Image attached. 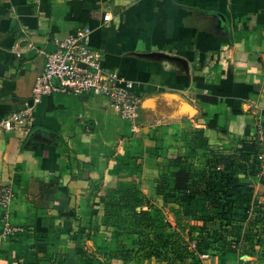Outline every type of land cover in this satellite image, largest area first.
I'll use <instances>...</instances> for the list:
<instances>
[{
    "label": "crops",
    "instance_id": "0c3cea01",
    "mask_svg": "<svg viewBox=\"0 0 264 264\" xmlns=\"http://www.w3.org/2000/svg\"><path fill=\"white\" fill-rule=\"evenodd\" d=\"M77 33L130 85L138 117L54 94L0 133V264H68L103 225L106 193H173L196 151L226 154L261 132L264 0H0V120Z\"/></svg>",
    "mask_w": 264,
    "mask_h": 264
},
{
    "label": "rangeland",
    "instance_id": "374dc122",
    "mask_svg": "<svg viewBox=\"0 0 264 264\" xmlns=\"http://www.w3.org/2000/svg\"><path fill=\"white\" fill-rule=\"evenodd\" d=\"M263 116L251 145L220 155L201 148L179 169L197 183L190 199L135 187L106 193L104 223L78 264H264Z\"/></svg>",
    "mask_w": 264,
    "mask_h": 264
},
{
    "label": "built area",
    "instance_id": "2783aa9c",
    "mask_svg": "<svg viewBox=\"0 0 264 264\" xmlns=\"http://www.w3.org/2000/svg\"><path fill=\"white\" fill-rule=\"evenodd\" d=\"M109 15H104L108 20ZM87 33H77L58 43L46 55L43 70L36 76L28 103L20 112L0 120V133L12 131L14 125L30 118L32 109L41 100L54 94H72L105 98L120 119L133 123L138 117L140 100L130 85H120L118 75L104 69L96 53L89 47Z\"/></svg>",
    "mask_w": 264,
    "mask_h": 264
},
{
    "label": "trees",
    "instance_id": "16d2710c",
    "mask_svg": "<svg viewBox=\"0 0 264 264\" xmlns=\"http://www.w3.org/2000/svg\"><path fill=\"white\" fill-rule=\"evenodd\" d=\"M251 144L252 142H248V143L242 144V146L251 145ZM223 175H224L223 173L218 172L216 173L215 176H217L216 179H219V178H222ZM196 184H197L196 181H192L189 174L184 170H179L174 175V190L176 192L186 194L184 195L185 198L190 199L192 197V195H189L190 194L189 192H192V190L195 187H190V186H195ZM238 189H239L238 187H234L233 196H237ZM233 196L232 197L230 196V197L233 198ZM258 209H262L264 211V204L263 205L259 204ZM81 258H82V252L79 250V252L77 251L76 253H74V255L71 256V259L68 262V264H78Z\"/></svg>",
    "mask_w": 264,
    "mask_h": 264
}]
</instances>
